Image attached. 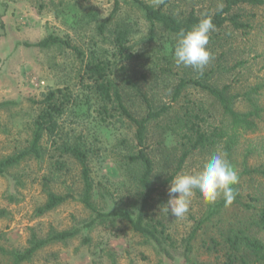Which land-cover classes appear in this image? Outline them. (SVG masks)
Listing matches in <instances>:
<instances>
[{"label": "rangeland", "instance_id": "obj_1", "mask_svg": "<svg viewBox=\"0 0 264 264\" xmlns=\"http://www.w3.org/2000/svg\"><path fill=\"white\" fill-rule=\"evenodd\" d=\"M144 1L157 7L162 5L180 19L193 11L201 16L208 11L214 13L218 5L225 6V0ZM114 10L115 0H0V157L28 144L33 119L40 111L38 101L51 90L67 89L72 94L73 106L61 119L63 133L82 137L92 149L89 163L93 179L111 204L131 206L140 199L139 172L128 159L129 154L141 148L136 139V126L126 118L112 125L100 121L97 98L85 76V61L93 56L110 60L113 77L122 86L131 78L136 86H125L123 92L131 112L138 117L147 114L145 96L156 107L173 102L174 88L181 78L199 79L221 87L231 84V91L240 94L260 86L259 93L254 96L264 107V5L234 8L233 12L240 14L242 21L251 24L247 31L236 29L229 22L223 29H215L210 34L207 47L213 59L203 74L175 65L176 37L159 24L153 26L134 0L121 1L119 9ZM109 18L111 22L102 30L100 24ZM119 28L128 31V46L136 55L132 60H126L125 53L116 44ZM51 34L81 48L85 61L64 45L50 48L27 45ZM184 95L203 108L207 125H218L224 120L220 104L202 89L191 87ZM182 100L184 98H180L179 104ZM236 108L245 111L250 105L239 99ZM148 138V151L157 163L154 180L158 185L171 175L175 164H171L172 157L163 156L168 150L154 151L161 137L153 126ZM164 138L166 146L176 144L173 135ZM45 141L50 151L51 141ZM217 148L223 150L218 144L205 152L192 153L179 172L201 168ZM244 155H248L247 167L257 169L256 172L245 171ZM227 159L238 173L237 185L242 194L257 193L264 198V112L256 131L244 134L233 158ZM66 161L69 169L62 177L49 172L48 161L41 164L35 160L24 162L7 175H0V208L9 210L8 216L0 218V244L24 248L30 227L46 233L51 226L65 229L89 220L91 211L78 201H68L41 217L35 215L36 208L46 200L43 176H48L55 192L64 193L66 186L79 189V166L72 158ZM16 174L20 181L14 179ZM169 185L170 182L155 193L151 209L173 235L174 258L158 251L140 234L122 224L120 227H97L90 233L92 240L88 244L84 243V232L69 241L52 243L23 264H189L186 254L200 263L224 264V251L209 248L212 237L217 234L213 227L206 231L201 229L192 239L193 248L186 251L185 239L203 218L208 203L197 192L191 198L188 212L183 217H173L166 211ZM95 194L98 199V190ZM11 196L15 199L10 200ZM231 210L232 207L223 216H229ZM7 260L0 255V264H7Z\"/></svg>", "mask_w": 264, "mask_h": 264}, {"label": "trees", "instance_id": "obj_2", "mask_svg": "<svg viewBox=\"0 0 264 264\" xmlns=\"http://www.w3.org/2000/svg\"><path fill=\"white\" fill-rule=\"evenodd\" d=\"M121 1L115 0L116 12ZM144 11L146 19L153 25H161L168 33L177 37L182 29H188L198 22L201 16L195 11L184 19H180L164 9L149 4L144 0H134ZM264 5V0H225V6L214 13L208 11L206 14L212 16L215 29H223L227 23H231L236 29H246L251 27L248 22L242 21L241 15L234 13L237 6ZM112 18L100 24L103 30ZM116 44L125 53L126 60L135 58V53L128 46V31L116 30ZM40 48H50L52 46L64 45L75 51L83 61H85L84 51L71 42L57 36L49 35L40 41L30 44ZM110 60L93 56L85 61V76L89 80V88L97 98V112L100 121L106 125H112L114 121L126 118L136 126V139L139 148L136 152L128 155L129 162L134 165L139 172L138 190L140 199L131 206H116L101 193L92 176V168L89 157L92 149L83 141L82 137L72 133H63L62 117L64 113L73 105L72 94L64 88H57L48 92L43 99L38 101L40 111L32 122L31 139L28 144L12 154L0 157V175H7L10 170L19 168L24 162L35 160L41 164L48 161V169L52 175L63 176L68 172L67 158H72L79 166V189L66 186L65 192H55L49 185L48 176H43L42 187L46 193L44 203L36 208L35 215L41 217L54 210L58 206L68 201H78L85 208L91 211L89 220L80 222L73 227L57 229L51 226L44 233L36 227H30L27 246L24 248L7 247L0 244V255L8 259L7 264H23L31 261L36 253L46 246L56 242L69 241L81 233L84 235V243L91 242L90 233L97 227H120L125 224L131 231L140 234L144 240L166 256L174 258L172 249L176 248L175 240L169 231L166 223L157 216L153 207L155 193L166 186L171 178L176 175L184 166L187 159L194 152H205L216 147L218 144L226 152L228 158H233V153L244 134L255 132L259 125V120L264 112V107L256 100L254 94H258L261 89L256 86L245 93L232 92V85L225 84L222 87L199 79L181 78L175 85L173 102L160 107L153 106L152 102L145 96L147 114L142 117L135 116L125 101L124 89L128 85L135 87L131 78L125 82V86L116 82L113 77L114 70ZM202 89L211 95L221 106L224 120L218 125L209 126L203 116V108L191 103L189 97L183 96L188 88ZM139 89V88H138ZM183 96V97H182ZM180 98H184L179 104ZM239 99L249 102L250 108L245 111L238 110L236 103ZM178 103V106H176ZM119 119V120H118ZM153 126L157 129L161 140L157 141V149L168 150L164 154L172 157L171 164H175L170 176L156 185L157 174L156 159L148 151L149 130ZM171 134L176 140L172 147L166 146L165 136ZM46 139L51 141V149L46 146ZM248 155H244L243 162L245 171L249 174L257 169L248 168ZM167 167V166H166ZM170 167H168L169 169ZM67 169V172H64ZM168 171V170H167ZM167 173V172H166ZM16 181L17 174L14 176ZM239 183V181H238ZM237 195L230 204H225L223 198L215 203H208V208L203 218H201L185 239L186 251L192 247V239L202 230L215 228L216 235L212 237L210 249L223 250L224 264H264V198L260 194H250L244 196L239 189V185L234 186ZM98 190V199L96 191ZM11 196L10 200H14ZM248 197V199L246 198ZM101 199L99 203L98 200ZM232 207V213L226 215ZM9 215V210L0 208V218ZM221 222V223H220ZM186 261L189 264L200 263L186 254Z\"/></svg>", "mask_w": 264, "mask_h": 264}, {"label": "clouds", "instance_id": "obj_3", "mask_svg": "<svg viewBox=\"0 0 264 264\" xmlns=\"http://www.w3.org/2000/svg\"><path fill=\"white\" fill-rule=\"evenodd\" d=\"M221 8L222 5H218L217 10ZM214 30L212 16L205 13L196 24L177 33L173 50L175 65L192 68L203 74L213 59L207 46ZM237 183L236 169L227 159L226 152L217 148L206 158L201 168L181 171L171 178L166 211L173 217H183L197 192L206 203H215L223 198L225 204L230 205L237 195L234 188Z\"/></svg>", "mask_w": 264, "mask_h": 264}]
</instances>
